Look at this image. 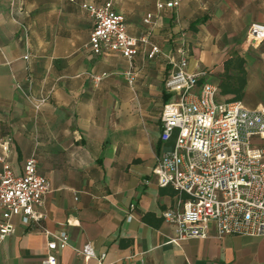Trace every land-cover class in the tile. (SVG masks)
Here are the masks:
<instances>
[{"label": "crops", "instance_id": "1", "mask_svg": "<svg viewBox=\"0 0 264 264\" xmlns=\"http://www.w3.org/2000/svg\"><path fill=\"white\" fill-rule=\"evenodd\" d=\"M107 1L0 0V155L21 174L35 154L49 181L37 207L44 218L14 217L0 264H46L47 244L62 232L70 244L57 251L59 264H99L77 253L85 245L105 254L104 264H264V237L220 238L213 224L207 238L171 242L175 226L163 211L178 192L153 173L172 144L161 140V115L175 98L165 81L181 51L188 71L206 72L200 85H218L217 101L264 110V43L247 44L250 27L264 26V0H181L174 8L169 0H110L128 33L147 38L132 60L88 46L94 20L82 3ZM152 45L160 52L150 58ZM237 57L245 69L240 95ZM28 94L47 99L37 108Z\"/></svg>", "mask_w": 264, "mask_h": 264}, {"label": "built area", "instance_id": "2", "mask_svg": "<svg viewBox=\"0 0 264 264\" xmlns=\"http://www.w3.org/2000/svg\"><path fill=\"white\" fill-rule=\"evenodd\" d=\"M180 1L169 0L166 6L174 8ZM82 8L94 20L88 46L96 54L119 52L132 60L140 43L148 42L128 33L125 17L114 10L112 1L82 3ZM152 17L148 14L146 22L151 23ZM262 43L264 26L253 24L247 44L257 47ZM159 52L160 48L152 45L148 56ZM181 54L165 81L166 91L175 98L164 105L161 115V140L172 144L156 157L153 168L160 187L172 186L178 192L174 205L163 211L164 220L175 226L170 241L207 238L211 224L220 238L232 234L264 237V110L247 107L241 101H217L218 85H200L206 72L188 71L186 52ZM126 75L133 83V72ZM93 78L96 82L102 79ZM27 97L37 108L47 99ZM6 143L1 146L8 153ZM0 162L1 245L15 230L14 217L20 216L26 224L44 218L37 207L49 190V181L40 174L35 154L26 159L21 174L13 171L3 155ZM132 218L130 214L128 219ZM69 240L67 232L54 235L47 244L45 263L59 264L57 251L69 246ZM76 251L104 264L105 254L96 255L91 245Z\"/></svg>", "mask_w": 264, "mask_h": 264}, {"label": "trees", "instance_id": "3", "mask_svg": "<svg viewBox=\"0 0 264 264\" xmlns=\"http://www.w3.org/2000/svg\"><path fill=\"white\" fill-rule=\"evenodd\" d=\"M236 63L239 66V71L236 75L237 77V81H238V87L235 88V92L240 95L243 92L244 86H245V69H244V60L240 57H237L236 59ZM232 61H227L226 63V72L224 73V77L229 79L231 78L230 75H228V70H229V66L232 64ZM229 81V80H228ZM224 82V83H223ZM222 82V87H223V91H225V86H229L231 85V83L229 84H225V80Z\"/></svg>", "mask_w": 264, "mask_h": 264}]
</instances>
